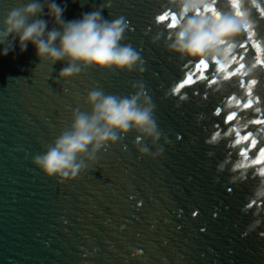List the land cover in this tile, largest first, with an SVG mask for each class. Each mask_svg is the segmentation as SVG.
Listing matches in <instances>:
<instances>
[{
    "label": "water",
    "instance_id": "obj_1",
    "mask_svg": "<svg viewBox=\"0 0 264 264\" xmlns=\"http://www.w3.org/2000/svg\"><path fill=\"white\" fill-rule=\"evenodd\" d=\"M29 2L0 0V26L11 9ZM236 2L255 28L245 67L229 79L236 45L219 46L214 60L205 59L212 61L216 83L200 82L181 93L174 88L192 59L166 51L165 39L175 29L167 27L170 18L157 22L156 16L166 6L178 12L168 0H55L65 22L97 8L105 19L123 17L128 28L122 43L143 61L130 73L89 68L57 82L64 63L40 62L31 44L20 52L14 42L12 51L0 55V264H264V179L250 174L264 165L238 152L246 143L241 134L249 130L264 146V125L251 123L264 118L255 112H264V72L252 67L253 58L264 57L258 39L264 38V20L258 26L249 21L250 14L259 16L264 0ZM206 6L213 0L200 9ZM215 7L231 17L236 11L230 0H217ZM252 79L260 83L239 87ZM135 83L144 84L161 132L156 145L143 141L147 156L138 158L141 145L130 132L70 182L45 177L31 163L69 126L74 109L88 111L89 91L128 96ZM233 96L251 100L253 108L242 109ZM217 107L241 113L228 135L224 114L214 115ZM216 124L222 134L213 140ZM158 148L163 151L152 158ZM255 153L253 148L250 155L257 158ZM253 200L256 207H247Z\"/></svg>",
    "mask_w": 264,
    "mask_h": 264
},
{
    "label": "clouds",
    "instance_id": "obj_2",
    "mask_svg": "<svg viewBox=\"0 0 264 264\" xmlns=\"http://www.w3.org/2000/svg\"><path fill=\"white\" fill-rule=\"evenodd\" d=\"M168 2L184 19L169 25L175 32L165 39L166 51L182 58L214 60L218 47L223 45L221 42L232 39L245 27L243 16L237 20L228 15L211 18L197 15V9L207 0ZM63 12L64 8L55 0H31L11 9L0 26V55L12 51L14 42L20 52L31 44L40 62L50 66L64 63L55 77L57 82L76 78L89 68L130 73L143 63L131 44L122 43L128 28L123 17L105 19L102 8H97L79 19L65 22ZM159 40L157 35L152 43ZM132 87L135 91L128 96L106 94L101 89L89 91L84 98L88 111L74 109L69 126L45 146L42 154L34 156L31 163L45 177H55L60 183L70 182L97 162L98 153L107 151L130 132L135 135L136 144L141 145L137 149L138 158L147 156L149 149L143 146V141L150 140L156 145L161 132L154 117L155 106L144 84L135 83ZM162 151L158 148L152 158ZM132 255L135 257L138 253Z\"/></svg>",
    "mask_w": 264,
    "mask_h": 264
},
{
    "label": "snow or ice",
    "instance_id": "obj_3",
    "mask_svg": "<svg viewBox=\"0 0 264 264\" xmlns=\"http://www.w3.org/2000/svg\"><path fill=\"white\" fill-rule=\"evenodd\" d=\"M219 2L223 3L224 0H219ZM217 3V0H213V6H206L202 10L197 9V15H202L203 13H211L212 15H221L220 10L215 7ZM231 7L233 9H236L234 16H232L233 19H236V17L243 16V12L240 8V5L236 2V0H232ZM171 19V23L173 22H182V17L175 9H173L170 6H166L165 9L161 10V13L156 16L157 22H163L165 20ZM210 18V17H209ZM255 20L256 26H258L259 20H264V6L260 8L259 16H256L255 14H250L249 21ZM167 25L168 28L169 25ZM252 29L250 32L249 29ZM244 32L239 40H236L235 38H232L231 40L222 41L221 43L223 45H227L228 47H232L233 44L236 45L234 49V55L232 57L233 63L230 65L231 73L229 76V79L232 75H236V73L239 71V69H243L245 67V63L243 62L250 51H253V46L251 44L252 36L255 34V28L252 26L250 22H245V27L243 28ZM171 34V33H170ZM261 39V43L264 44V38H258ZM257 47L261 45H256ZM211 60H196L192 59L189 60L187 63H185L182 67V71L184 72L183 79L178 83V86L174 88V92L181 93V90L185 87L193 86L197 83L203 82L205 87L213 85L216 83V77L217 73L216 71L211 69ZM252 67L256 68L260 72H264V57L262 58H253ZM257 83H260L256 79H252L249 81H239V87L245 88L250 85H256ZM196 94H199L196 92ZM180 98L183 99L184 95L181 94ZM233 99H236V104L242 109H250L253 108V102L251 100H248L245 102L243 99H237L235 96L232 97ZM257 103H261V101L258 99ZM255 112L260 113L261 116H264V112H262L261 108L256 107ZM224 114V110L221 107H217L214 110V115H222ZM242 118L241 113L236 111H231L227 114H224V125L226 126L223 129V134L228 135L233 129V121ZM251 123L256 125H264V118L256 117L251 120ZM247 128V125L245 126ZM215 128L218 129V131L215 132V134L212 136V139L215 140L216 136H220L222 134L221 131V125L216 124ZM239 134V133H238ZM243 141H245V146L243 148L238 149V152L240 156L251 160V163L253 165H264V146H258V140L253 137L252 132L246 131L245 133L241 134ZM250 142V144L248 143ZM240 140H236L235 144H239ZM264 143V142H260ZM256 149L255 157L254 158L251 154L252 149ZM231 155V153H229ZM237 167H240L238 164ZM260 175L262 179H264V168H260L259 170L253 168L252 173H257ZM249 208L256 207V201L253 200L251 203L247 205ZM196 215V213H194Z\"/></svg>",
    "mask_w": 264,
    "mask_h": 264
}]
</instances>
